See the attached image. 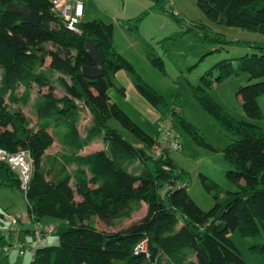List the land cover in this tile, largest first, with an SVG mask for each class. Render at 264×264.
<instances>
[{
    "label": "trees",
    "instance_id": "1",
    "mask_svg": "<svg viewBox=\"0 0 264 264\" xmlns=\"http://www.w3.org/2000/svg\"><path fill=\"white\" fill-rule=\"evenodd\" d=\"M153 1L162 7L163 0ZM195 3L208 19L264 35V0ZM10 4H24L36 12L37 26L6 11ZM171 14L181 21L175 12ZM78 27L81 34L67 31L52 13L49 0H0V150L27 151L32 159L24 194L28 215L38 221L57 218L69 226L59 234L57 246L38 248L30 264H246L229 238L235 230L252 240L251 249L264 255V128L233 119L205 92L235 74L230 61L215 65L216 77L211 70L202 75L201 86L194 91L213 122L234 138L224 157L232 166L226 176L237 190L221 196L217 185L202 177L206 189L216 191L214 205L204 211L190 198L183 174L168 157L170 150L163 148L157 155L158 139L111 103L108 91L114 86V75L124 70L134 76L132 66L113 48L112 25L81 20ZM86 39L93 41L104 62L103 76L95 80L81 72L93 66L86 54ZM257 49L258 53L237 59V70L250 79L264 77V44ZM150 62L163 68L159 59ZM135 81L137 92L151 106L163 103L150 87ZM34 86L39 94L34 101L36 126L31 127L22 108L29 103ZM57 90L63 95L58 96ZM263 94L264 82L238 89L248 118H262L257 98ZM85 110L92 124L81 135ZM177 114L173 109L172 119ZM111 120L136 144L109 127ZM178 123L196 143L207 146L187 121L179 118ZM55 137L67 153L43 164ZM95 141H101L104 149L81 154ZM71 165L76 167L74 172L68 169ZM0 175V187L20 189L18 175L1 161ZM76 192L82 199L75 200ZM143 205L145 216L126 229L106 233L96 228V218L126 219ZM143 240L146 252L135 254V246ZM6 244L0 236V246Z\"/></svg>",
    "mask_w": 264,
    "mask_h": 264
},
{
    "label": "rangeland",
    "instance_id": "2",
    "mask_svg": "<svg viewBox=\"0 0 264 264\" xmlns=\"http://www.w3.org/2000/svg\"><path fill=\"white\" fill-rule=\"evenodd\" d=\"M89 3L94 5L87 6L89 17L83 21L95 19L112 25L116 51L124 53L134 70V76L121 71L114 78L117 84L124 86L125 95L122 96L117 89L111 88L109 94L112 101L147 134L158 139L159 150L166 145L160 134L161 120L171 116L173 109L176 110L178 114L177 117L173 116V127L179 136L180 149L169 151L168 157L183 174L190 198L202 210H209L214 205L213 195L216 191L207 190L202 177L217 185L221 196L237 190V186L226 176L232 166L224 157L225 148L234 138L213 122L197 101L194 91L201 86L202 75L211 70L213 77H216L219 71L215 65L229 60L236 69L235 74L220 83H214L205 92L233 119L264 128V94L257 98L262 118L256 120L247 117L242 108L241 97L237 95L240 87L264 82V77L250 79L247 73L237 70V59L258 53L257 47L264 44V35L240 27H228L208 19L197 8L195 0H163L162 7L159 8L154 6L153 0H89ZM171 12H175L181 21L176 20ZM191 24H194L193 28H190ZM150 59H159L163 68L151 63ZM135 78L162 97L163 103L155 110L156 117L159 116L158 121H155L152 108L136 92ZM43 90L45 89L40 92ZM38 94L39 89L34 86L29 103L22 108L32 127L36 126L34 99ZM179 118L192 125L207 146L196 143L181 128ZM87 119V113L83 112L81 132L89 124ZM109 127L136 144L135 139L115 120L109 122ZM99 146L100 142L90 150L98 149ZM62 150L57 139H54L46 155L60 154ZM149 166L152 169L151 164ZM76 195L75 200L78 201L80 196L77 192ZM145 214L146 207L143 205L140 211L132 213L129 218H96L95 225L98 230L106 233L118 232L139 222ZM13 217L20 219L16 225L11 221ZM30 218L24 192L21 189L0 187V236L9 238L10 242L7 240V244H19L9 230L14 226L17 229H29ZM39 223L53 229L44 244L47 246H57L59 234L69 227L64 221L53 217H43ZM261 233V243L264 244V233ZM229 238L246 264H264V255L250 248V238L242 237L238 230L230 232ZM26 239L30 241L32 237L29 235ZM29 254L21 256L15 251L6 253L0 246V264H30L32 257Z\"/></svg>",
    "mask_w": 264,
    "mask_h": 264
},
{
    "label": "built area",
    "instance_id": "3",
    "mask_svg": "<svg viewBox=\"0 0 264 264\" xmlns=\"http://www.w3.org/2000/svg\"><path fill=\"white\" fill-rule=\"evenodd\" d=\"M52 6V13L55 17L60 19L65 26L66 30L72 33L81 34L79 29V24L83 15V4L78 0H49ZM173 119L171 116L164 118L161 122L160 134L162 140L166 142L164 148L170 151H178L180 149L179 145V136L176 133L173 127ZM155 153L158 155L160 150L156 149ZM0 161L8 165V167L15 172L20 180V189L26 194L29 181L31 179L33 171V162L30 158V155L27 151H18L16 153H8L4 150H0ZM18 218H11V221L14 225L17 224ZM32 226V236L34 242H24V244H6L3 249L4 252L8 253L9 251L18 252L19 255L23 256L25 253H30L32 259L35 257L36 250L40 247H43L47 242L48 237L53 233L52 228H48V232H45L43 226L31 216L28 221ZM13 237H18L20 231L15 228L9 230ZM3 236L6 241L8 237ZM141 252H146V240L138 243L134 248V253L139 254Z\"/></svg>",
    "mask_w": 264,
    "mask_h": 264
},
{
    "label": "crops",
    "instance_id": "4",
    "mask_svg": "<svg viewBox=\"0 0 264 264\" xmlns=\"http://www.w3.org/2000/svg\"><path fill=\"white\" fill-rule=\"evenodd\" d=\"M78 1H80L82 4H83V15H82V18H81V20L83 21V19L84 18H86V20H88L87 18L89 17L88 16V10H87V6L88 5H91V6H93L94 5V3L93 4H90L89 3V0H78ZM154 2V1H153ZM155 6V5H154ZM156 7V6H155ZM157 8V7H156ZM95 20V19H94ZM140 20H142V18L141 19H139L138 21H140ZM101 21V20H100ZM85 22H88V21H85ZM103 22V21H102ZM106 24V23H105ZM113 27V26H112ZM113 35H114V32H113ZM113 48H114V50L116 51V47H115V45H114V41H113ZM119 55H121L122 57H124L125 55H124V53H122V52H120V51H116ZM125 59H126V57H124ZM127 61H128V59H126ZM49 63V60H47V64ZM124 72V73H126V74H129V73H127L126 71H124V70H120V71H118L115 75H114V77H113V83H114V86L113 87H111V88H115V89H117L118 91H119V93L122 95V96H124L125 95V88H124V86H122V85H120V84H117L116 82H115V80H114V78L120 73V72ZM130 75V74H129ZM134 87H135V81H134ZM110 88V89H111ZM42 89H44V88H42ZM41 89V90H42ZM110 89H109V91H110ZM135 90H136V87H135ZM109 91H108V94H109ZM45 92V90H43L42 91V93H44ZM136 92H137V90H136ZM138 93V92H137ZM57 94H58V96H61V95H63V94H61V92L59 91V90H57ZM139 94V93H138ZM140 95V94H139ZM109 96H110V94H109ZM31 97H32V94H31ZM140 97L145 101V103H147L151 108H152V113L154 114L153 116H154V118L156 119L155 121H158L159 120V116L158 117H156V112H155V110H157V107H153V106H151L141 95H140ZM31 99V98H30ZM36 99V98H35ZM35 99H34V101H35ZM110 100H111V103H113V104H115L116 106H118L116 103H114L113 101H112V99H111V96H110ZM259 101V100H258ZM119 107V106H118ZM120 108V107H119ZM121 109V108H120ZM122 110V109H121ZM123 111V110H122ZM83 112H85V113H87V115H88V119H87V121L89 120V124L83 129V132H81L80 131V124H81V121H80V124H79V131H80V133H81V135H84V132H85V130H86V128H88L91 124H92V122H91V116H90V114L88 113V111L87 110H85V111H83ZM83 112L81 113V120H82V114H83ZM124 112V111H123ZM163 121V119L161 120V122ZM31 126V125H30ZM160 126H161V123H160ZM32 127V126H31ZM161 129V128H160ZM49 132H51V131H49ZM54 139H57V143H58V145L63 149L62 150V152L60 153V154H51V155H46V153H47V151H48V149L49 148H51V147H49L46 151H45V154H44V156H43V158H42V161H43V164H46L51 158H53V157H56V158H59V157H61L62 155H64L65 153H67V150L63 147V146H61L60 144H59V141H58V138L57 137H55ZM98 142H100L101 143V146H99V148L98 149H95V150H90L91 149V147L93 146V145H95L96 143H98ZM53 145V144H52ZM51 145V146H52ZM104 149V146H103V143L101 142V141H95V142H93V143H91L88 147H86L83 151H81V154H83V155H87V154H91V153H95V152H98V151H101V150H103ZM69 171L70 172H74L75 171V169H76V167L74 166V165H71V166H69ZM3 187H5V186H3ZM6 188H11V187H6ZM66 223V222H65ZM29 225V224H28ZM30 226V225H29ZM48 228H52L51 226H43V229H44V231L45 232H48ZM19 231H20V233H19V236L18 237H14L15 238V240L16 241H18L19 243H21V244H24V242H34V239H33V236H32V227L30 226V228L29 229H24V228H22V229H18ZM31 236L32 237V239L30 240V241H26L27 239H26V237H28V236ZM49 239V238H48ZM47 239V240H48ZM8 241H9V238L7 239ZM7 241V242H8ZM10 242V241H9ZM11 244V243H10ZM44 246H47V245H44ZM24 255H26V253L24 254ZM23 255V256H24ZM29 256L31 257V255L29 254Z\"/></svg>",
    "mask_w": 264,
    "mask_h": 264
},
{
    "label": "water",
    "instance_id": "5",
    "mask_svg": "<svg viewBox=\"0 0 264 264\" xmlns=\"http://www.w3.org/2000/svg\"><path fill=\"white\" fill-rule=\"evenodd\" d=\"M6 11L19 15L24 21L30 23L32 26H37L39 22V15L24 4H10L6 7ZM84 46L87 56L93 62V66L81 68L82 75L90 80H95L102 77L104 62L100 57L93 41L86 39Z\"/></svg>",
    "mask_w": 264,
    "mask_h": 264
}]
</instances>
